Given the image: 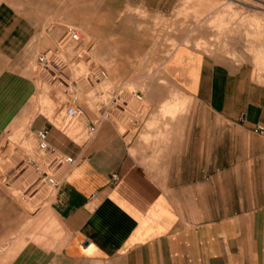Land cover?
Masks as SVG:
<instances>
[{"label": "crops", "instance_id": "obj_1", "mask_svg": "<svg viewBox=\"0 0 264 264\" xmlns=\"http://www.w3.org/2000/svg\"><path fill=\"white\" fill-rule=\"evenodd\" d=\"M162 1L106 0L102 29L117 28L126 40L123 27L141 25L142 40L128 44L146 51L153 38L146 32L164 14ZM45 13L0 3V59L15 46L27 54V34L20 31L45 28ZM94 21L93 0L71 18L87 31ZM114 72V78H134L129 70ZM160 77L166 85L130 92L138 100L146 95L144 104L128 108L113 97L100 104L96 122L84 112L83 129L91 134L85 140L33 121L31 130L47 129L50 149L74 164L58 169L49 200L58 225L52 246L26 242L5 264H264V133L254 131L264 127V107L246 97L244 86L232 85L214 57L183 43L164 60ZM117 93L128 91H100ZM114 105L119 115L132 110L134 118L112 121ZM0 109L1 139L14 115ZM201 110L212 117L199 116ZM13 212L0 187V253L14 246Z\"/></svg>", "mask_w": 264, "mask_h": 264}, {"label": "rangeland", "instance_id": "obj_2", "mask_svg": "<svg viewBox=\"0 0 264 264\" xmlns=\"http://www.w3.org/2000/svg\"><path fill=\"white\" fill-rule=\"evenodd\" d=\"M12 1L17 11L30 7L33 12L41 7L46 12V27L20 31L27 34L23 38V43L29 42L27 54L22 51L24 46H15L14 54L0 59V75H7L0 76V88L11 92L7 96L5 90L0 91V108L7 106L14 115L0 139V187L4 197L13 201L15 216L14 246L8 253H0V264L15 256L26 242L51 247L58 228L48 210L53 189L42 180L43 172L56 177L58 170L52 172L50 168L55 156L38 148L31 130L35 119L62 130L73 140L87 139L91 134L83 129L84 119L80 116L68 122L66 106L81 107L96 122L102 119L100 104L113 97L117 104L126 100L128 108L132 103L144 104L146 95L138 100L130 92L166 85L160 77L164 60L182 43L214 57L229 70L232 85L244 86L246 97L264 107V0H163L164 14L157 16L152 32H146L153 35L152 45L143 52L134 44L142 40L143 26L123 27L122 34L130 38L126 40L120 38L117 28L102 29L106 0H93L92 31L71 22L76 8L85 6V0ZM136 16L147 17L139 11ZM65 28L75 29L81 36L80 43L63 40ZM130 41L134 43L128 44ZM44 55L46 61L42 63L39 57ZM116 69L129 70L134 78H114ZM120 86L128 94H100ZM5 97L8 101L3 104ZM114 106L109 112L112 121L117 117L134 118L132 110L119 115V105ZM198 113L212 117L202 110ZM1 118L5 121L4 115Z\"/></svg>", "mask_w": 264, "mask_h": 264}, {"label": "built area", "instance_id": "obj_3", "mask_svg": "<svg viewBox=\"0 0 264 264\" xmlns=\"http://www.w3.org/2000/svg\"><path fill=\"white\" fill-rule=\"evenodd\" d=\"M79 33L73 29V28H67L64 33L63 40H66L67 42L71 43H80L81 38L79 37ZM46 56L39 57V61L44 63L46 61ZM139 98V97H138ZM83 115V110L79 106L74 105H68L65 109V117L68 120V122H72L77 120L80 116ZM254 131L259 134L264 133V127L260 125H256ZM36 137L38 139L39 145L38 148L40 151L43 152H49L53 156H55V159L50 166L52 169V172H56L59 168L62 166H72L74 164V160L72 157L64 156L58 153H55L52 151L48 145L47 137H48V130L47 129H40L36 132ZM43 181H46V183L54 190L59 185V180L55 176H49L46 172H43Z\"/></svg>", "mask_w": 264, "mask_h": 264}, {"label": "bare ground", "instance_id": "obj_4", "mask_svg": "<svg viewBox=\"0 0 264 264\" xmlns=\"http://www.w3.org/2000/svg\"><path fill=\"white\" fill-rule=\"evenodd\" d=\"M79 37L81 38V36H79ZM102 76L106 77V75H105V74H103V73H102Z\"/></svg>", "mask_w": 264, "mask_h": 264}]
</instances>
